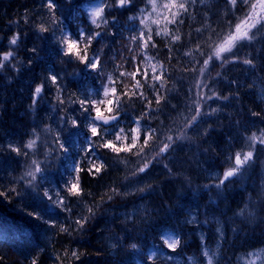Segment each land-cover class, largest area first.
Here are the masks:
<instances>
[{"label": "trees", "instance_id": "1", "mask_svg": "<svg viewBox=\"0 0 264 264\" xmlns=\"http://www.w3.org/2000/svg\"><path fill=\"white\" fill-rule=\"evenodd\" d=\"M9 1L10 0H0L1 13L5 7L7 8V6H10ZM223 1L226 4V1ZM220 2L221 0H217L212 7H217ZM146 7L145 4H142L139 11L134 10L133 8L124 10L122 20L112 17L107 13L104 16L109 21L108 25L106 27L95 28L91 24L88 13L86 14L80 10H77L74 13L73 11H70L72 14L67 15V12H60V10L56 9L57 23L51 24L50 17L47 15L48 10L44 7L38 8L33 4L25 9L24 14L18 13L15 16L18 18L17 20H19L13 26L16 28V31H0V52H6L9 49V39L12 35L19 32L20 41H18L15 56L20 54L21 58L26 57V59H32L33 62L38 63L36 68L28 71L23 69L15 71L16 68H10L8 63L5 64L4 69L0 70V80H6L8 77H13L16 82L17 79L25 76L32 82L31 86H28L30 92L27 95L29 97L25 101H18L14 98L4 96L5 94H0V113L2 114L0 116V192L6 193V196H0V257L8 260V264H32L33 260L36 261V264H45L54 257L59 258L63 264H71L73 262L70 259V252L67 249V245L64 244V242L68 240L72 246L76 245L81 250H84L87 247L89 248V257L81 255L80 260L82 264H131V257L134 256L138 258L141 264H163L156 260H150L149 256L146 254V249L157 240L141 242L137 239L132 240L126 238V240H123V238L117 237L115 253L111 254L106 250L104 242L103 244L101 243L99 237H91L90 235L89 243L77 237L76 235L79 234L75 232H71L70 234V232L61 231L62 227H69L71 230L73 217L72 211L71 213L63 211L61 207L54 204L52 200H48V198L38 200L37 197L42 193L44 194V190L50 188L52 185L46 186L43 189L39 188L35 191L26 188L23 185L24 179L22 181L20 180L25 172V167L23 168L25 156L17 155L15 152L6 148L7 144H14L13 142H16L20 137L36 130L21 122L19 115L15 114V111L20 106H26L28 104L35 106L40 105L41 103L48 104L49 107L43 108V113L45 114V117L43 118L44 122H40L36 128L41 131H48L49 138L54 144H58L55 139L58 136L59 140L64 143V148L83 151V154L89 156L92 161H98L101 159L103 161L111 160V162H115L116 160L129 156L131 150H128V146L132 143L133 138H136L135 147H138L143 143L142 140L144 139V137L141 138L139 135L141 133L144 134L146 128H155L153 127L154 120L159 116L169 123L173 122V119L178 120L176 127L168 132V135H173L174 137H176L177 130L182 131L179 128L182 122H192L196 112L193 103L198 98L196 96V85L199 82L185 78L178 65L179 63H183V54L189 51L195 52L199 46L205 51L210 52L212 49L211 47H214L215 43L221 41L229 33V31H227L229 28V20L230 18H233V14L231 13V10L225 6H222L218 10H214L211 7H201L199 4H196L189 6L187 13H184L181 10L179 19H183V24H179L178 21L176 23L172 22V13L176 11L175 8H172V10H168L169 13L165 16L167 21H164L162 26L164 33L163 36L152 37L157 43V47L152 48L151 45H149L147 49L141 50L136 48V45L130 42V38L137 36L141 31H144L141 23V16L142 11L145 10ZM210 10H214L215 13L213 14L211 12L209 15L208 13ZM205 14H208L209 16L206 18L204 17ZM26 16L28 18V23L24 22ZM130 18L133 19V22L127 23L126 19ZM41 20L49 22L51 30L55 26H58L59 31L50 30L47 33L36 31L35 24ZM9 26L10 24L8 27ZM102 29H104V32L101 35V39L98 41L94 39L93 41L98 45H102L103 49H92L99 55H102L100 63L104 64V61L108 57L110 58L111 62L106 64V66L112 69V71H105L101 68V65L97 70L87 69L85 64L79 60L63 56L61 46L58 44L62 32L69 34L75 39L81 32L93 33L101 31ZM198 29L199 31H197ZM113 33L121 37V42L125 44V48H121L106 37V35ZM144 33L147 35L145 31ZM175 35H179L180 39L175 40ZM257 36L259 37L254 40L253 43H251L252 41L247 42L245 46L250 51L238 53H243L244 58L253 60L255 67H252V69L260 73L262 68H260L259 60L263 54L261 53V49L264 50V29L263 31H259ZM136 43L138 44L139 41ZM32 48L37 49L35 54L30 51ZM130 48L133 49V51H130ZM169 48L172 49L170 60ZM87 52L89 60H91L92 50L88 48ZM144 52H147L148 56L153 57L150 62L145 59L143 55ZM134 55L137 56L135 61L132 59ZM221 55L223 56L224 53H221ZM142 60L144 61L143 68H147L149 78H151L153 70L151 65H156L157 72H159L161 64L164 67L166 82L165 88L161 89L164 99L161 100L159 106L155 104V99L151 90L147 86L144 88L146 95H148L150 99H153V109L158 107L159 110L150 112V119L148 117L141 119V116L147 110L142 101L137 100L134 103L130 102L129 104L121 102V107L127 112L125 121L120 122L118 126L111 128V130L99 132V134L104 136L105 139H112L117 148H124L125 150L113 152L108 148H93V142H98L99 138L94 139L92 136L90 137L86 134H82L71 143L65 140L64 136L68 134L70 119L78 117L82 118V116L84 118L85 115H87L80 111L77 98L83 99L85 96H88L94 100L98 98L105 99L102 89L103 86L107 84V76L109 74H112L114 78L118 75L115 71V65L121 64L124 66L125 70L132 71L133 66L141 63ZM212 61L213 64H219L216 58H213ZM101 69L103 70L102 73ZM61 73L63 74L62 78L68 77V79H73L74 76H77V79L80 80V84L77 86L73 84L74 87H70L59 81L62 88V95L61 92H58L56 85L52 84L49 79L50 75L58 74L60 76ZM59 76L57 77L59 78ZM136 79H140V76L138 75ZM210 79L211 80L207 79L209 87L221 90L220 87L218 88L214 84L212 75ZM41 83L44 85V90L41 92V95L35 99V103H33L34 89ZM116 87L117 93L119 94L122 85L118 83ZM224 90L225 89H223V91ZM224 93L225 97H228V99H214V101L204 102L206 103V106H203L199 116L204 115V110L207 106L217 107L223 101L228 102L230 106L236 108V111L232 108L231 116L227 119L221 118L215 113V111L208 112L210 113L208 114L210 121L205 129H208V131L215 130L218 135H220L224 128L229 127L227 130L228 132L222 137L226 139V142L228 143H238L242 149L247 151L248 144L244 141L246 132H242L240 123L245 121L243 117L246 116V112L250 113L249 118L253 116L255 119L257 118L253 113H259V115L256 116L264 121V108L262 105L254 103V100L248 98L247 94L240 93V90L237 88L229 89ZM97 94L99 96H97ZM110 96L111 94H109V97ZM61 98L65 100V103L59 102ZM69 98L77 100V102L70 103ZM125 99L127 98L125 97ZM47 108L48 110H46ZM113 109V112H115V104H113ZM101 111L103 115H112L105 111L103 106H101ZM59 115L62 116V119ZM93 115H95L94 112ZM57 119L61 120L62 128L59 131H54L52 128L54 121ZM137 120H139V125L134 123ZM194 125L195 122L192 123V127ZM129 128L138 130L133 131L127 139H124V134L128 133ZM120 129H124V133H121ZM116 136H120L121 139L115 140ZM200 137L203 138L204 133H202ZM177 141L182 142L181 140ZM27 151L28 149H26V152ZM254 154L256 155L254 166H259L261 161L260 156L263 155V151L255 146ZM10 174H16L18 178H21L16 183L9 182L8 178ZM251 182L249 188L250 192L259 193L260 188L257 186V181L252 180ZM108 183L110 185H116L121 193L120 185H117L114 182V177H111ZM12 188H15L16 191H9ZM262 188L263 190L261 189V192L264 194V181ZM232 195L236 201L232 204H224L222 202L221 196H223V193L221 194L220 199L215 197L214 200H216V202H214L213 198L209 197L207 194L198 197L199 202L204 200L206 205L213 204L219 206L221 213H219L217 209L215 210L220 214V218L223 220L226 228L227 239L226 242L223 243L224 247L218 264H235V258L238 254L246 253L259 246L264 247V205L262 206L263 214L260 210L256 211L255 209H252L253 211H256V215L254 217L255 219H250V226L246 224L236 226L232 221H234L233 219L240 218L241 215L239 214H244V211H240L242 209H239L241 204H243V200L239 198L238 193L235 194V192L232 191ZM111 196H113V199L118 205H114L111 201L104 200L98 207L106 214V219L100 221V225L103 228L106 227L105 231L108 234L111 233V227L106 222L111 219L109 211H112V207L119 206L122 203L121 195L111 194ZM245 197L247 196L245 195ZM222 205L223 207H221ZM123 207L124 205L116 207L113 211L119 210ZM209 210L210 208L207 206L204 211L206 213ZM48 212H51L52 214L55 213L57 221H53V219H49L48 217L43 218L44 214ZM37 215L41 218L37 219ZM112 224L114 225L113 229L122 231L123 234L127 233L128 235H133L134 233L137 236L139 233V230L134 232L131 229V227L136 226V223L128 224V226L121 224V227L120 224L114 221ZM240 228L245 229L247 232L244 235L239 234L237 237L235 236L234 231H239ZM45 234H53L54 240L52 242L43 240ZM11 238L12 241H8ZM133 244L136 245V247H132ZM228 246H230V249H234V251L229 250ZM178 249V247L175 248V250ZM227 250L229 252H226ZM65 252L68 253V256L64 255Z\"/></svg>", "mask_w": 264, "mask_h": 264}, {"label": "bare ground", "instance_id": "2", "mask_svg": "<svg viewBox=\"0 0 264 264\" xmlns=\"http://www.w3.org/2000/svg\"><path fill=\"white\" fill-rule=\"evenodd\" d=\"M217 0H199L196 4H199L201 7H211L214 10L220 9L222 6H225L229 10H231V13L233 14V18H230L229 14V27L233 26V19L237 18L239 16L237 11H232L230 5L228 3H224L223 0H221L220 4L213 8L212 5L215 4ZM10 6L5 7L3 12L1 13L0 9V31H16V28L13 27L19 20L15 16L18 13H23L27 7L32 6L35 4L36 7L42 8L43 0H10ZM104 2V0H57V10H60V12H67L68 14H72L70 11H73V13L77 10H80L81 12L88 13L89 15V9L94 7L95 5L99 6ZM108 3L111 4V0H108ZM145 4L146 6L149 5L148 0H132V7L134 10H137L140 5ZM192 6V5H189ZM130 8H117V7H110L105 8L104 14H109L112 17H116L120 20H122V14L124 10L130 9ZM205 9V8H203ZM108 10V11H107ZM214 10H210L208 13L212 12L215 13ZM205 14L204 17H208L209 15ZM24 16V15H22ZM228 18V14H227ZM212 19V18H211ZM127 23H132L133 19H126ZM10 26L8 27V25ZM143 30H146L145 25L142 23ZM3 29H2V28ZM34 31V30H30ZM51 31H59L58 26H55ZM101 31H104L102 29ZM163 31V30H161ZM106 37L115 43L116 45L120 46L121 48H125V44L121 42V37L116 34H110L106 35ZM30 38V37H29ZM101 36L96 38V41L100 40ZM92 50V57L96 53L92 48L95 50H102L103 46L98 45L94 41L91 42V46L89 47ZM188 53V52H187ZM186 53L182 55L183 63H179V67L184 74L185 78H189L192 80H197L200 73V68L203 66V62L198 63H190L184 60L186 57ZM100 58H102V55H99ZM208 54L204 53L202 56V61H204L207 58ZM224 58L223 56H221ZM219 64H213L210 62L209 66L207 67L208 72V80H211L216 77V81L214 84L220 87L221 90H216V93H218L221 97H225L226 91L232 88H237L241 86V84H238L236 82L237 74H228L225 72L224 76L222 75V71L225 69L232 70L233 67H227V59H224L223 64H221V60ZM31 61V63H29ZM15 68L16 69H23L25 71L34 69L38 66V63L33 62L32 59H26V57L21 58L20 54L15 56ZM111 60L108 57L104 64L100 63L102 66L101 68L105 71H112V69L108 68L106 64L110 63ZM260 65L263 66L264 63V55L262 54L261 59L259 60ZM225 64V65H224ZM104 65V66H103ZM12 68V67H10ZM252 68V67H251ZM249 68V69H251ZM15 69V71H17ZM189 69H195L194 71H190ZM264 68L262 69L260 73V78L263 79V72ZM249 70H246L247 72ZM59 76L58 74H55ZM63 74L61 73L58 81L63 82L64 84H67L70 87H74L73 84L76 86L80 84V80L77 79V76H74L73 79L62 78ZM218 77V78H217ZM248 79V78H247ZM220 83V84H219ZM32 82L27 77H21L17 79L15 82L13 77H8L6 80H0V94H5L4 96L14 98L18 101H25L28 99V93L30 92L29 87L31 86ZM42 84V83H41ZM39 84V85H41ZM29 86V87H28ZM38 86V85H37ZM223 89H225L223 91ZM241 90V89H238ZM97 96H99L97 94ZM35 98V97H34ZM252 100H254V103H258L263 106L264 104L257 101L256 98L248 97ZM100 99V98H98ZM224 106H223V105ZM227 104L221 103V106H217L215 109V113L219 115L221 118L227 119L231 116V109L234 108L230 105V109L226 107ZM49 107L48 104H40V105H31L28 104L26 106H20L16 111L15 114L19 115L20 121L24 124L30 126L33 130L30 134H26L19 139L16 140V142H13L14 144H7L6 148L9 149V145L15 147H20L22 152L26 151V148L23 147V145L27 144L29 140L36 139V145L39 147L40 152L42 151V148H51L53 153L52 155H47L44 157H41L37 161L40 163L41 167V173H37L38 178L33 182V186H29L26 181H24L23 185L28 189H33L32 191H35L39 188H45L46 186H51L50 188L44 190L48 191L50 194L59 191L61 196H65V189L67 187L66 181H71L72 178L75 176L78 178L79 181V188H80V194L75 196H67L64 200L65 205H68L71 209H74L72 211L73 217H72V228L76 227L74 224L75 219L87 215V208L92 207L95 215H92L89 217L88 222L84 225V228L80 232H75L79 235H76L77 237L83 239L86 242L90 243L89 236H95L99 237L101 239V243L105 244L106 250L109 251L111 254L115 253V247H116V239L117 237L123 238V240L128 239H137L141 242H147L148 240H157L154 245L152 243L147 249L146 254L150 256L149 254L153 250H161L164 248L165 253H169L167 250V247L162 245V239L160 234V229L163 227H170L174 230L179 232L180 236H183V232L180 229V224L178 221L179 212L181 213V210L183 209L182 205H185V207L189 204V202L193 203L194 206H196L197 210L199 209L201 213H205V207L213 206V208H210V210L217 209L220 212V208L218 205H206L204 200H201L199 202V198L201 196H204L207 194L209 197L213 195L214 197H218L220 199L222 197V202L224 204H232L233 202H236L232 191L239 194V198L243 200V204L239 207V209H242L240 211H244V214L241 215L238 219H233L232 223L236 226L241 225H251L250 219L254 218L256 215V211L260 210L262 211V206L264 205V194L261 192L262 184L264 181V146H261L259 143H257L255 146L259 147L263 151V155L261 157L260 165L254 166V159L256 158V155L253 153V159L250 160L245 166L240 167L239 171L236 172V174L232 177H229L228 180L224 181V184L220 185V187H216L217 184H219V181H215L211 179L212 177V170H215L216 172L220 171L224 174V172L229 168V165H232L231 162L228 161V157L231 154L230 150L233 152L234 149H239L241 146L238 143H228L226 142V139H224L222 136H224L228 131L229 127L224 128V130L221 131L220 135L215 130H209L205 129L206 126L209 124V115L207 113H204V115L198 116L195 121L199 120L198 126H200V131L196 130L195 133L193 132L194 128H187L185 129L184 122L181 123L180 129L186 133L187 138L181 140L182 142L176 141L173 149V154L171 161L167 160L165 158L166 154L171 150V148L168 150V152L163 157H157L156 160H153L149 168L144 173H140L137 176H133V172L136 171L137 167L142 164V158L141 156H137L135 153L139 150V148L143 145L141 143L138 147H135L131 149L129 156L116 160L115 162H111V160L103 161H92V159L89 156H86L83 154V151L80 150H69L67 148L60 149L58 147V144H54L52 140L49 138L48 131L44 130H38L36 126L40 124V122H44L43 118L45 117V114L43 113V108ZM122 108V107H121ZM52 109V108H51ZM48 110V108L46 109ZM236 111V109H234ZM47 112V111H46ZM112 115H117L118 120L112 124L110 127L103 126L102 128L98 129V135L96 137H93L90 130V125L88 122H85L83 116L76 118L77 123L76 125L72 124V119H70V125L68 126L69 131L68 134L64 136V139L67 140L69 143L74 141L77 137L81 136L82 134H86L88 136H92L94 139L99 138L100 131H108L111 130V128H115L119 125L120 122L125 121V116L127 115V112L124 108L122 110H115V112L111 113ZM2 114L0 113V116ZM250 113L246 112V116L243 117L245 121H242L240 123V127L242 129V132H246V136L244 138V141L246 144H249L247 141V137L251 136L249 135L250 132H248L245 128H250L255 125L256 128L264 130V121L260 117L255 116L257 119H255L253 116L249 118ZM62 119V116L59 115ZM207 116V117H206ZM110 117V116H108ZM206 117L204 120H207V123L205 124V128H203V123L200 121L202 118ZM248 117V118H247ZM65 119V117H64ZM178 120L173 119V122L169 123L162 117H158L156 120H154V126L157 130V137L156 140L149 141V144L144 149V153L142 155L148 156L151 158L153 155H155V152L158 150V147L160 146L158 141L163 140L170 130H173L172 128L176 127V123ZM99 123V122H98ZM62 128V122L60 119H57L54 121L53 124V130L59 131ZM104 129V130H103ZM38 130V131H37ZM181 131L177 130L176 136L179 135ZM204 133V137L201 138L200 136ZM234 135V134H232ZM141 138L144 137V134L139 135ZM206 138V139H204ZM202 140V141H200ZM144 139L142 140V142ZM243 141V142H244ZM66 149V150H65ZM234 153V152H233ZM43 154V151L41 152V155ZM175 159V161H173ZM101 162H103L106 167L102 168L99 173L89 174L87 171V168L91 166L92 163H95L96 165H99ZM228 162V163H227ZM230 163V164H229ZM223 165V166H220ZM25 167L26 171H29L32 169L31 160L29 155L25 156V160L23 163V168ZM80 169H83L81 171ZM154 174V181L149 186V189L147 188L144 191H140L141 188L137 183H139L142 176L145 174ZM118 174V175H116ZM258 176V177H257ZM24 177V176H23ZM114 177V182L117 185H120L121 188V199L122 203L119 206L112 207V211H109V215L111 214V219L107 220L106 222L111 227V233H106L105 228H103L100 225V221L106 219V214L98 208L104 200H108V196H110L111 191L110 189L113 187H116L114 184H109L108 181H110V178ZM21 177L18 178L16 174H10L9 176V182H17ZM23 180L22 178L20 179ZM255 180L257 181V186L260 188V192H250V186L251 181ZM155 183V184H154ZM154 184V185H153ZM133 185V186H132ZM153 185V187H152ZM122 186V187H121ZM135 189V190H134ZM152 192H151V190ZM134 190L133 192H131ZM217 191V192H213ZM222 191V192H221ZM223 193V196L221 194ZM245 195L247 197H245ZM103 196V201H101V197ZM221 196V197H220ZM220 197V198H219ZM38 200L46 199L47 197L44 196L42 193L40 196L37 197ZM141 198V202H145L147 205L148 210V219L145 221H133V222H126L118 220L116 217V214L120 211L124 210H132V208L138 203V200ZM251 198V200H250ZM55 196H53L52 202L55 201ZM111 201L114 205H118V203L112 198ZM48 202V201H47ZM202 202V203H201ZM56 204V203H54ZM57 205V204H56ZM123 208L119 210L113 211L114 208L123 206ZM58 206V205H57ZM233 206V205H232ZM223 207V205L221 206ZM252 209H255L256 211H253ZM239 211V210H238ZM48 214V215H47ZM76 215V216H75ZM48 217L49 219H53V221H57L56 214H52L51 212H48L44 214L43 218ZM218 218V216H215ZM42 218V219H43ZM177 218V221H176ZM156 219H159V224L156 222ZM219 219V218H218ZM255 219V218H254ZM114 222L120 224H125L128 226V224H135L136 226L131 227V229L136 232L139 230L138 235L136 236L134 233L133 235L123 234L122 231H118L117 229H113L114 225L112 224ZM105 222V223H106ZM44 224V223H43ZM45 225V224H44ZM106 225V224H105ZM51 226V225H46ZM247 231L245 229L240 228L239 231L235 230L234 234L235 236H239V234L244 235ZM135 236V237H133ZM110 240H109V238ZM111 238L113 241L111 242ZM226 237L220 243L222 244V247L220 249V253L223 250V243L226 242ZM43 240L52 242L54 240L53 234H45L43 236ZM76 240V239H75ZM8 241H12V238ZM180 246L182 243H186L183 240L180 242ZM64 244L67 245V249L70 252V259L73 263L71 264H82L81 262V255L85 257H89V248H85L84 250H81L78 246L74 245L72 246L70 241H65ZM192 246L194 251H197L198 249V241L196 237H193L190 242L186 243ZM179 248V246H178ZM257 248H264L262 246H259ZM256 249V248H254ZM75 250L77 251L79 255V259L76 260L74 258H71V252ZM253 250V249H251ZM250 250V251H251ZM181 251L178 249L175 256H177L178 253ZM191 253V251H184L183 253ZM226 252H229L228 250ZM249 252V251H248ZM162 263L161 261H159ZM0 264H8V260L4 259L0 261ZM45 264H63L61 260H59L57 257H54L47 261ZM131 264H141L137 257H131Z\"/></svg>", "mask_w": 264, "mask_h": 264}, {"label": "snow or ice", "instance_id": "3", "mask_svg": "<svg viewBox=\"0 0 264 264\" xmlns=\"http://www.w3.org/2000/svg\"><path fill=\"white\" fill-rule=\"evenodd\" d=\"M148 3L153 6V10L155 9V0H148ZM191 3H195V0H191ZM226 3H228L233 9L236 8L237 4L241 5H247L248 6V12L244 14V16L234 25V28L229 31V33L223 38L224 43L220 44L217 48L214 54H209L207 58L203 61V66L200 68V73L203 74L205 69L209 66L210 62L213 60V55L216 59L221 60V64H223L224 59L221 57V53L224 52L225 44H228L229 47L235 46V41L237 39H246L248 42H251L255 39V34L249 35L248 31H245L242 36H238L236 34L241 32V26L242 25H248L249 29L252 27H255V24L259 22L260 20H264V16H259V14L256 12L257 4L251 3L250 0H226ZM259 4L261 7H264V0H259ZM132 5V0H111V4L108 3V0H104V2L99 5L97 8H95L92 13V24L96 25L97 28H100L101 25H108L109 21L108 19L103 15L105 8L110 7H117V8H126L130 7ZM42 7L46 8L47 15L50 17L51 24L57 23L56 20V9L58 7L57 0H43ZM163 8L171 10L172 8H175L176 11L172 13L173 16V23H176L178 21L179 24H183V19H179L181 15V10L184 13H187L189 10V0H169L168 3H165L162 5ZM150 16L151 13H148ZM25 23H28L27 16L24 20ZM251 22V23H250ZM141 23H144V20H141ZM147 27V25H145ZM36 31L40 33H47L50 29L49 22L41 20L40 22L35 24ZM199 31V29L197 30ZM151 28H148V33L145 35L144 31H141L137 36H133L130 38V42L132 44L136 45V48L138 49H147L149 45H151L152 48L157 47V43L153 40L151 35ZM114 35V33H113ZM157 35H159V32H157ZM101 33L99 31L93 32V33H84L81 32L80 35L73 39L69 34L67 33H61L60 39L58 41V44L61 46L62 54L63 56H68L73 59L79 60L80 62L85 64V67L87 69L97 70L100 68V56L99 54L93 55L91 60H89L88 57V48L91 46V42L100 37ZM175 40H179L180 36L175 35ZM18 41H20V33L17 32L14 35L11 36V38L8 41L9 49L6 52H0V70L4 69L5 64L8 63L10 67H15V52L17 51L18 47ZM139 41L137 44L136 42ZM171 43V42H170ZM130 51H133V49H129ZM32 53H36L37 49L32 48L30 49ZM171 51L172 49L169 48V60L171 59ZM197 52H199V47L196 49ZM187 55H191V53H186ZM145 59L147 61H151L153 57L148 56L147 52L143 53ZM132 59L135 61L137 59V56L134 55ZM228 62H240L245 65H249L251 67H255L253 60L245 58L242 61L239 59L238 56L235 54L231 57L226 58ZM31 63V61H29ZM144 61L142 60L141 63L135 64L133 66L132 71H127L124 69V66L121 64L115 65V71L118 73L116 77L114 78L112 74H109L107 76V84L103 86V93L105 99H91L88 96H85L83 99H78V103L80 106V111L82 113H86L84 120L85 122H88L90 125L91 134L93 137H96L98 135V129L102 128L105 124L109 123V120L117 121L118 116L117 115H110V117L105 118L103 116V113L101 111V106L104 107L105 111L108 113H113V104H115V109L122 110L121 108V102L124 104H129L130 102L134 103L135 101H142L144 103L145 108L147 109L143 115L141 116V119L144 117L151 118L149 116L150 112L158 111V107L156 109H153V99H150L148 95H146L144 88L147 86L151 92L153 93V97L155 99V104L159 106L161 103V100L164 99V96L161 92V89L165 88V70L163 65H160V70L157 72L156 65H151L152 67V73L151 78H149V73L147 68H143ZM19 71V69H16ZM190 71H194L195 69H189ZM103 70L101 69V73ZM140 76V79H136L137 76ZM49 79L52 84H55L57 87L58 92H61L62 95V88L58 81L57 75H50ZM134 81V82H133ZM143 81V82H142ZM121 84L122 88L120 89L119 94L117 93V84ZM197 91L196 96L198 99L195 101L196 104V112L195 116L193 117L192 122L185 124V129L191 128L192 123L195 122L196 117L200 115V112L203 108V104L206 101H210L213 99H228V97H221L218 93H215L210 87L208 83H205L203 80H201L196 85ZM44 90V85H38L34 89V97L38 98L40 93ZM109 94L111 96L109 97ZM125 97L127 99H125ZM60 103H65V100L63 98L60 99ZM70 103H76L77 100H72L69 98ZM33 103H35V98L33 100ZM215 111V109H213ZM93 112L95 115H93ZM210 114V113H207ZM254 116L259 115V113H253ZM99 122V123H98ZM77 120L76 118L72 119V124L76 125ZM137 125H139V120L135 121ZM138 129H132L129 128L128 133L124 134V139H127L129 135L133 131H136ZM121 133H124V129H120ZM157 137V130L155 128H146L144 131V141L143 145L139 148V150L135 153L137 156H141L142 158V164L137 168L136 171L133 172V176H137L140 173L146 172V170L149 168L153 160H156L157 157H163L170 148L174 146L177 140H183L186 139V133L184 131H181L179 135L174 137L173 135H167L163 140L158 141L159 147L158 150L155 152V155H153L151 158L148 156L142 155L144 153L145 147L148 146L149 141L156 140ZM36 139L38 137L31 139L28 141L27 144L23 145L26 149H34L36 146ZM56 142L58 143V147L60 149H64V143L59 140V137L57 136ZM121 139L120 136H116L115 140ZM248 144V150L247 151H239L234 154V156H229L228 160L231 162L232 166L229 167L223 174V178L220 179L219 184L216 185V187H220V185L224 184L225 180H228L229 177H232L236 174V172L239 171L240 167L243 166L245 163L253 159V153L255 149V145L259 143L261 146H264V130L260 132V135L257 136L255 132L251 134V136L247 137ZM136 146V138H133L132 143L128 146V150L130 151L132 148ZM93 148L96 147H102V148H108L111 149L113 152H119L125 150L124 148H117L115 146V143L112 139H105L104 136L99 137V141H94L92 144ZM9 149L12 152H15L17 155H24L28 156V152H21L20 147H13L9 145ZM66 150V149H65ZM32 169L27 171L25 173V177H31L30 180L27 181L28 185L31 187L33 186V182L37 179L36 174L41 173V167L40 163L37 160L31 161ZM106 167V165L101 162L99 165H96L95 163H92L91 166L87 168V171L89 174L93 173H99L102 168ZM83 171V169H80ZM24 179V177H22ZM67 187L64 190L65 196H61L59 191H56L52 194H50L48 191L44 192V196L48 198V200H53V196H55V201L59 207L62 208L63 211H66L68 213H71V208L67 205H65L64 200L67 196H75L80 194V188H79V181L77 177H73L71 181H66ZM9 191L15 192L16 189L12 188ZM111 193L114 195H121L118 188L113 187L110 189ZM140 191H144L143 188L140 189ZM0 196H6L5 192H0ZM113 196H108V200H111ZM103 196L101 197V201H103ZM31 215V214H30ZM95 215L93 208L88 207L87 208V215L81 216L77 219H75L74 224L76 227L70 228L69 227H62L61 231L64 232H80L84 228V225L88 222L89 217ZM37 219H40L37 215ZM55 226V225H53ZM180 243L178 239H173L171 242L168 240H162V247L164 245H167L168 248L175 250L176 246ZM132 247H136V245H132ZM205 255H208L207 252L204 253ZM65 256H68V253L65 252ZM79 253L75 250L71 252V258H74L76 260L79 259ZM255 255V253H253ZM59 259V258H58ZM3 260V257H0V261ZM32 264H36V261L33 260ZM209 264H212L211 258L209 259Z\"/></svg>", "mask_w": 264, "mask_h": 264}, {"label": "rangeland", "instance_id": "4", "mask_svg": "<svg viewBox=\"0 0 264 264\" xmlns=\"http://www.w3.org/2000/svg\"><path fill=\"white\" fill-rule=\"evenodd\" d=\"M197 1H199V0H195V3H197ZM168 2H169V0H155V9L154 10H153V6L151 4H149L146 7V9L142 11L143 15L141 16V18H142V20H144L143 24L147 25V27H146L147 32H148V28H151V30H152L151 35L152 36H154V35L155 36H161L163 33V31H161V30H162V26L164 24V21H167L165 16L169 13L168 12L169 9L163 8L162 5L165 3H168ZM250 2L256 3L257 4L256 12L259 14V16H264V7L260 6L259 0H250ZM194 4L191 3V0H189V5H194ZM141 6L142 5H140V7L137 8V11L140 10ZM97 7L98 6L95 5L94 7L89 9L88 12H89L90 21L92 20L91 13ZM130 7H132V6H130ZM130 7H126V8H130ZM231 9H232V11H234V10L237 11L239 16L232 20L233 26L229 27L227 31H230L231 29H233L234 25L249 10L247 5H241L239 3L237 4L236 8L233 9L231 7ZM148 13H151V15L149 16ZM263 24H264V20H260L259 22H257L255 24V27H252L250 29H249L248 25H242L241 26V32L236 34V35L242 36L245 31H248V34H250L253 31L251 34H254V31H258V28ZM92 25L95 28H97L96 25H94V24H92ZM101 26H104V25H101ZM99 32L102 35V33L104 31H99ZM157 32H159V35H157ZM245 41H246V39H237V41H235V46H233V47H229L228 44H225L226 50L223 52L224 53L223 57L228 58V57H231L235 54L238 57L240 56L239 59H241V61L243 59H245L243 56L244 55L243 53H238V52L250 51L248 48L245 47L246 46ZM263 41H264V37H263ZM223 43H224V39L215 43V46L213 48L216 50V48L220 44H223ZM215 50H213V51H215ZM189 53H191V55H186V57L184 58L185 61L190 62V63L203 62L202 56L204 54V51L199 50V52L196 51V52H189ZM261 53H263V55H264L263 49H261ZM218 62L220 63V61H218ZM226 65H227V67H233V69L232 70H230V69L225 70L224 69L222 71L223 73L221 76H224L225 72H227L230 75L231 74H234V75L237 74V78L235 80L238 84H241V86L238 87V89H241L240 93L247 94L248 97L256 98L257 101L264 104V70L262 72V75H263V79H262V78H260L261 72L258 73L256 71H254L249 65H245V64L240 63V62L232 63V62H228V61H227ZM249 68H251V69H249ZM260 68H262V69L264 68V63H263V66L260 65ZM246 70H249V71L245 72ZM207 78H208V72H207V68H206L204 73L200 74L199 77L197 78V80H195V81L200 82L201 80H203L205 83H207ZM215 81H216V77H214V79H213V82H215ZM211 89L214 92L216 91V90H214V88H211ZM40 95H41V93H40ZM35 99H37V98L35 97ZM210 101H214V99L210 100ZM222 103L227 104L226 107L228 109H230V107L228 106L230 104L228 102L223 101ZM203 106H206V103H204ZM219 106H221V104H219ZM193 107H194V109L196 108L195 102L193 103ZM216 108H217L216 106H207L204 111H205V113H208V112L213 111V109H216ZM233 109H236V108H233ZM206 117H204L200 120L203 123V128H205V126H206L205 124L207 123V120H204ZM198 122H199V120L195 121V125L193 126V128H194L193 132L194 133L196 130L200 131V126H198ZM245 129L248 132H250L249 135H251L253 132H255L257 134V136H259L260 132L262 131L261 129L256 128L255 125L250 127V128H245ZM242 150L246 151V150L242 149V147H240L239 149H234V151H233L234 153L230 150L231 154L229 156H234V154L236 152H239ZM42 151H43V154L41 155ZM42 151L40 152L39 147L36 145L34 149H28L27 152L29 153V157H30L31 161L34 159L38 160L41 157H44L47 155H52V153H53L51 148H47V149L42 148ZM172 154H173V149L171 148V150H169V152L166 154L165 158L167 160L171 161ZM173 161H175V159H173ZM247 163H245L243 166H245ZM231 166L232 165H229V167H231ZM243 166H241V167H243ZM212 171H214V172H212L211 179H213L215 181H220V179L223 178L222 172H220V171L216 172L215 170H212ZM26 172L27 171L25 170L23 176H24V181H26V183H27V181L30 180L31 177H25ZM36 176L38 178L37 174H36ZM153 179H154V174L152 175V174L147 173L144 176H142V178L140 179L139 183H137V185H139L140 187H143L144 190H146L147 188L149 189V186L151 185L149 183H152L154 181ZM134 190L131 191V192H133V194H134ZM151 192H152V190H151ZM213 192H217V191H213ZM210 197H212L213 200L215 199V197L213 195H211ZM214 202H216V200H214ZM211 205H213V204H211ZM182 206H183L182 207L183 209L181 210V213L179 212L178 221H177V218H176V221L179 222V224H180V229L183 232V236L181 237L179 232L176 231V229L174 230L170 226L169 228L163 227L160 229L161 239L162 240H168L169 242H171V240H173V239H178L180 242H181V240H183L184 242L188 243L191 241V239L193 237H196V239L198 241L197 251H194L192 246H190L189 244L182 243V245L180 246L181 243H179L176 247L179 246V250L181 252L178 253L177 256H175L177 250L173 251L172 249L168 248L167 245H165L167 247V250L169 253H165L164 248H162L161 250L157 249V250L151 251V253L149 254L150 255L149 258L151 260L154 259L156 261H161L163 264H209V259L211 258L212 264H218L219 260H220V256H221L220 249L222 247V244L220 243V241L221 240L223 241L226 237V228H225L223 220L220 218V214H218V212H216V210H209L206 213H201V211L199 209L197 210L196 206H194V204L191 202H189V204L186 207H185V205H182ZM147 208L148 207L145 204V202L144 203L141 202V198H140L138 200V203L132 208V210L130 209L128 211L127 210L120 211L116 214V217L118 220L130 222V223L133 221H145L149 218L147 216L148 215ZM210 208H213V206H210ZM71 210L73 211L74 209H71ZM215 216H218L219 219ZM156 222L159 224V219H156ZM109 240H110V238H109ZM112 241H113V239L111 238V242ZM228 249L231 251H234V249H232V248L230 249V246H228ZM184 251H191V253H188V252L183 253ZM205 252H207L208 255H205L204 254ZM253 253H255V255H253ZM235 264H264V248H256V249H253L249 252L238 254V256L235 258Z\"/></svg>", "mask_w": 264, "mask_h": 264}, {"label": "water", "instance_id": "5", "mask_svg": "<svg viewBox=\"0 0 264 264\" xmlns=\"http://www.w3.org/2000/svg\"><path fill=\"white\" fill-rule=\"evenodd\" d=\"M105 118H107V117H105ZM116 121H112V120H109V123L108 124H105L104 126L105 127H109V126H111L112 124H114Z\"/></svg>", "mask_w": 264, "mask_h": 264}]
</instances>
